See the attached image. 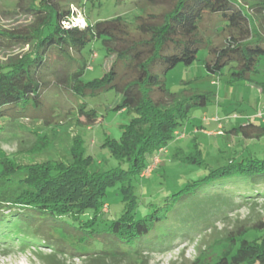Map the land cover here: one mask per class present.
Masks as SVG:
<instances>
[{
    "label": "trees",
    "instance_id": "1",
    "mask_svg": "<svg viewBox=\"0 0 264 264\" xmlns=\"http://www.w3.org/2000/svg\"><path fill=\"white\" fill-rule=\"evenodd\" d=\"M89 1L81 0V5ZM73 2L29 0L20 6L32 22L22 28L0 29V47H27L0 64V140L10 137L7 127L19 119L48 123L51 117L58 119L60 111L54 107L42 112V99L51 85L47 78L64 73L67 86L79 98L114 88L121 94L115 110L136 114L124 125L119 142H105L114 156L127 162V168L91 172L92 157L82 137L74 139L69 162L22 164L0 149V231L4 232L0 239L38 245L49 242L63 253L93 255L101 261L138 257L144 249L162 251L174 241L166 231L172 203L201 184L264 176V159L251 155L211 168L162 203L144 204L147 209L140 214L134 181L143 178L158 150L168 147L189 110L206 105L210 99L208 93L198 91L173 92L154 70L163 65L160 71L166 74L179 63L189 66L197 59L199 48L206 47L208 72L220 75L226 68L231 82L251 80L258 62L264 59V35L254 29L237 0H174L170 10L140 18L135 31L123 15L80 25L72 20ZM249 8L264 12V6ZM205 15L224 23V40L205 43L197 37ZM96 39L102 41L106 57L112 61L101 78L85 81L92 63L83 51ZM79 110L90 123L97 120V111L88 109L85 101L79 103ZM228 131L245 139L261 138L264 124L249 119ZM39 142L34 153L48 147V136L40 135ZM178 158L207 166L199 151ZM113 187L118 188L123 204L115 216L104 212L108 190ZM249 231L233 236L234 246L225 247L212 264H264V240L247 239Z\"/></svg>",
    "mask_w": 264,
    "mask_h": 264
},
{
    "label": "rangeland",
    "instance_id": "2",
    "mask_svg": "<svg viewBox=\"0 0 264 264\" xmlns=\"http://www.w3.org/2000/svg\"><path fill=\"white\" fill-rule=\"evenodd\" d=\"M28 1L0 0V29L28 26L32 18L20 6ZM71 1H74L71 9L75 12L72 20L80 25L88 20L94 22L123 15L130 29L135 31L140 18L149 19L170 10L174 0H90L85 6L81 5V0ZM237 1L245 8L254 29L264 35V12L249 8L264 6V0ZM223 26L224 23L205 15L199 24L197 37L205 43L222 41L226 37ZM26 48L0 47V64H6L13 56L26 51ZM83 55L92 63V69L87 70L83 77L85 81L101 78L112 61V58L108 60L106 57L102 41L98 39L85 48ZM207 57V48L200 47L197 59L191 65L179 63L166 74L160 71L163 65L154 70L173 92L182 94L198 91L208 93L210 99L206 105L189 110L180 133L175 132L168 147H162L168 150L162 152L158 163L152 166V171L145 170L143 178L134 181L141 204L140 214L147 209L144 204L162 203L167 196L204 177L211 168L226 165L231 160L237 162L251 155L264 159V136L245 139L242 135L228 131L249 119L264 124V59L258 62L251 80L231 82L226 68L220 75L207 71ZM47 81L51 85L42 99V112L46 113L54 107L60 111L58 119L52 120L51 117L50 123L42 119H19L7 127L10 137L0 140V149L22 164L30 161L69 162L74 139L82 137L83 146L92 157L89 167L91 172H104L120 166L127 168V162L114 156L105 145L108 139L119 142L124 125L136 116L126 109L115 110L121 94L112 88L94 96L79 98L67 86L64 73L58 78L49 76ZM83 101L88 109L97 111L95 122L87 121L79 110V103ZM214 118L218 120L214 121ZM218 124L224 126L222 133L216 132L221 129H218ZM43 134L48 136V147L34 153L32 150L40 144L39 136ZM198 151L207 166L178 158V155L191 156ZM158 152H161V148ZM106 200L104 212L112 216L120 214L123 204L117 187L108 190ZM170 207L172 210L167 218L166 231L171 233L170 239L174 238V241L162 251L144 249L138 257L101 261L93 255L78 257L68 251L63 253L54 245H49V242L38 245L0 239V264H125L133 260L137 264H212L225 247L234 246L231 241L233 236L238 237L250 230L245 234L247 239L264 240V176L201 184ZM3 234L0 231V236Z\"/></svg>",
    "mask_w": 264,
    "mask_h": 264
},
{
    "label": "built area",
    "instance_id": "3",
    "mask_svg": "<svg viewBox=\"0 0 264 264\" xmlns=\"http://www.w3.org/2000/svg\"><path fill=\"white\" fill-rule=\"evenodd\" d=\"M83 25H84V24H83ZM262 115H264V112L262 113ZM213 120L216 121V120H218V119H217V118H214ZM177 134H179V132H177ZM166 151H167V148H166L165 150L161 148V152H160V153L158 154V156H156V157L154 158V160H153V161H154V162H153L154 164L152 163L150 166H148L147 169H146V171H147V170H148V171H152V166H153V165H156V164L158 163V161H159V156L162 154V152H166ZM144 173H146V172H143V174H142L143 176H144Z\"/></svg>",
    "mask_w": 264,
    "mask_h": 264
},
{
    "label": "crops",
    "instance_id": "4",
    "mask_svg": "<svg viewBox=\"0 0 264 264\" xmlns=\"http://www.w3.org/2000/svg\"><path fill=\"white\" fill-rule=\"evenodd\" d=\"M248 121V120H247ZM263 124V123H262ZM217 127H218V129L219 128H221L219 131H216V132H220V133H222L223 132V130H224V126L222 125V124H218L217 125ZM234 134V133H233Z\"/></svg>",
    "mask_w": 264,
    "mask_h": 264
}]
</instances>
